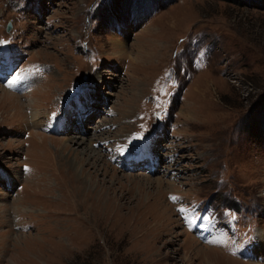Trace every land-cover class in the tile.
Returning <instances> with one entry per match:
<instances>
[{"label": "rangeland", "instance_id": "rangeland-1", "mask_svg": "<svg viewBox=\"0 0 264 264\" xmlns=\"http://www.w3.org/2000/svg\"><path fill=\"white\" fill-rule=\"evenodd\" d=\"M238 2L0 0V264H264V0Z\"/></svg>", "mask_w": 264, "mask_h": 264}, {"label": "bare ground", "instance_id": "bare-ground-1", "mask_svg": "<svg viewBox=\"0 0 264 264\" xmlns=\"http://www.w3.org/2000/svg\"><path fill=\"white\" fill-rule=\"evenodd\" d=\"M35 82V81H34ZM38 88V87H37ZM3 92V91H2ZM25 95V94H24ZM3 97L6 99V102L5 103H7V105H13L12 103H10V101H9V99H14L16 96L15 95H12V94H10V93H6V92H3ZM17 98V97H16ZM5 99H3V101L5 100ZM14 106V105H13ZM12 106V107H13ZM62 125V124H61ZM81 141H83V140H81ZM73 143V142H72ZM76 145H78V146H82V145H84V143L83 142H78V143H76ZM213 232V231H212ZM211 235V234H210ZM258 237L260 238V241L262 242V244H260L261 245V249H262V251H264V232L263 233H260V234H258ZM206 239V238H205ZM198 245V244H197ZM193 249V248H192ZM196 254L197 255H199L200 256V258H201V261H202V263H204V264H214V262H215V260L216 259H213V260H211V259H209V254L212 256V254H214V255H216V252L215 251H212V250H209V249H202V248H199L198 250H197V252H196Z\"/></svg>", "mask_w": 264, "mask_h": 264}, {"label": "trees", "instance_id": "trees-1", "mask_svg": "<svg viewBox=\"0 0 264 264\" xmlns=\"http://www.w3.org/2000/svg\"><path fill=\"white\" fill-rule=\"evenodd\" d=\"M135 1V0H134ZM229 3H233V4H240V2H238V0H229ZM136 4V7L137 8H139L140 7V5H138L137 3H135ZM135 7V9L137 10V8ZM209 202V201H208ZM209 203H211V202H209ZM213 209H209V211H210V216H213V214H212V211Z\"/></svg>", "mask_w": 264, "mask_h": 264}, {"label": "water", "instance_id": "water-1", "mask_svg": "<svg viewBox=\"0 0 264 264\" xmlns=\"http://www.w3.org/2000/svg\"><path fill=\"white\" fill-rule=\"evenodd\" d=\"M10 29V24L7 26V30H9ZM86 79V78H85Z\"/></svg>", "mask_w": 264, "mask_h": 264}]
</instances>
